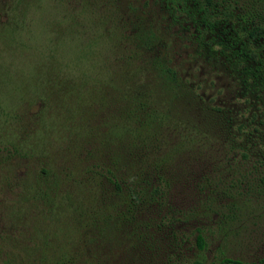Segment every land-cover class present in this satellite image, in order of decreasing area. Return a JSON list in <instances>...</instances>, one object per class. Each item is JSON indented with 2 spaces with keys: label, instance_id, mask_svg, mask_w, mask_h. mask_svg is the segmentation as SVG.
Masks as SVG:
<instances>
[{
  "label": "trees",
  "instance_id": "obj_1",
  "mask_svg": "<svg viewBox=\"0 0 264 264\" xmlns=\"http://www.w3.org/2000/svg\"><path fill=\"white\" fill-rule=\"evenodd\" d=\"M95 1L103 9L93 20L103 26L115 67L107 62V49L97 46V41L104 43L102 36L94 35L78 48L80 60L93 58L89 70L81 67L79 77L67 70L60 79L53 77L59 70L49 60L53 65L50 71L45 68L46 79L40 81L44 96L59 94L65 103L60 119L46 124L48 131H58L59 160H48L26 201L37 210L30 219L33 224L53 217L57 225L50 233L29 234L39 237L35 245L10 243L9 236L11 246H0V264H28L31 258L29 264H264V256L247 261L220 250L209 262L206 254L212 232L220 235L225 251L229 248L230 234L236 236L231 224L243 220L247 207L262 212L251 218H263L264 173L253 164L241 169L239 164L255 160L249 146H264V131L251 122L221 136L217 127L206 128V111L196 117V112L183 113L175 105L179 98L197 101L186 99L192 91L180 71L178 35L170 23L195 26L196 33L183 42L202 48L218 26L213 14L218 3ZM232 10L224 5L221 15L229 18ZM231 28H222L207 45L220 46V54L212 50L214 62L222 58L230 70L242 68V83L250 87L264 68V59L257 57L264 46V20L257 16ZM39 115L45 122L44 115L50 114L40 110ZM48 136L44 139L50 144ZM190 236L196 251L188 245ZM52 239L65 249L49 245Z\"/></svg>",
  "mask_w": 264,
  "mask_h": 264
},
{
  "label": "rangeland",
  "instance_id": "obj_2",
  "mask_svg": "<svg viewBox=\"0 0 264 264\" xmlns=\"http://www.w3.org/2000/svg\"><path fill=\"white\" fill-rule=\"evenodd\" d=\"M210 1L218 3L213 14L219 23L215 26L214 33L207 34L204 47L195 48L194 44L192 46L189 42H183L187 41L183 38H187L190 32L196 33L195 26L186 22H182L181 26L170 23L169 29L178 35L175 39V48L180 71L186 85L192 91L186 93V99L197 101L196 104L191 100L188 102L179 98L175 105L183 113L188 110L196 112V117H202L203 111H206L205 115L209 118L204 121L206 128L217 127L221 136L223 132L228 131L235 134L237 127L251 125V122L264 131V68L253 77L250 87L245 88L242 83L244 77L242 68L230 70L222 58L221 61L216 59L214 62L212 50L220 54V46L213 43L207 45L210 37L216 41L215 35L221 34L222 28L227 27L231 30L232 26L238 28L247 25L257 16L264 20V0ZM15 2L16 0H0V136L5 140L4 143H0V230L5 235L0 239L1 247L5 243L11 246V241L16 245L19 243L35 245L34 241L39 240L35 233L43 234L46 229L50 233L56 229L57 221L53 217L43 219L41 224H33L30 219L36 215L37 210L32 207V201H26L31 199L27 193L29 187L39 176H43L42 169L49 166L48 160L52 159L56 163L59 160L58 135L55 136L58 131L54 127L48 131L46 124L51 123L53 117L57 121L60 119L65 103L59 94H54L51 99L44 96V87L40 81L46 79L45 68L50 71V66L53 65L49 64V60H55V69L59 70L58 74L53 73V77L60 79L64 70L71 72L69 75L73 77H79L81 67L89 70L93 58L90 57L89 61L88 57L80 60L78 48L89 43L88 39L94 35L95 38L102 36L104 43L97 41V46L104 47L102 51L107 49V62L110 67H115L112 51L108 50L110 47L108 37L103 36V26L93 20L97 19V16L100 17L99 13L103 9L101 2L95 0H23L20 4ZM227 4L233 8V15L229 18L221 15L223 6ZM160 25L165 26V23ZM89 30L93 34H90ZM197 51L200 54H197ZM187 54L190 57L184 60ZM257 55L258 59H264L263 45L259 47ZM249 64L252 66L255 63ZM38 94H43V97ZM213 108H218V111ZM40 110L50 114L44 115L43 123L39 115ZM199 123L204 127L202 122ZM251 131L254 134L257 132ZM46 134L49 135L47 139L50 138V144L44 139ZM37 135L40 141L34 139ZM218 141L221 142L218 138L215 144L219 148ZM249 150L252 151L251 156L255 160L240 163L239 168L252 167L253 164L264 173V146L258 145L256 149L249 146ZM210 151L214 155L217 152L216 149ZM251 204L255 206L254 203ZM255 210L257 208L247 207L243 212L245 214L243 220L231 224V228L236 227V236H233L234 233L230 234L227 240L230 246L229 248L227 246L226 251L221 246L223 242L219 234L212 232L208 235L206 254L209 262L215 260L214 256H219L220 250L230 257L247 261H257L264 256V214L263 218L258 220L251 218L252 215L262 213ZM238 224H242V227H238ZM255 224L260 225V228ZM33 232L35 236L30 237L29 234ZM256 232L258 233L255 238ZM9 236L10 239L13 237L10 243L7 241ZM189 239L191 243L188 245L193 246L191 251H196L193 236ZM48 242L59 250L65 249L56 245L53 239ZM3 249L5 250L4 246ZM32 260L33 258L29 259L28 264Z\"/></svg>",
  "mask_w": 264,
  "mask_h": 264
}]
</instances>
